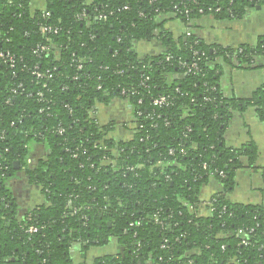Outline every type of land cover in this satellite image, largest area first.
Instances as JSON below:
<instances>
[{"label":"trees","instance_id":"1","mask_svg":"<svg viewBox=\"0 0 264 264\" xmlns=\"http://www.w3.org/2000/svg\"><path fill=\"white\" fill-rule=\"evenodd\" d=\"M32 1L0 0V51L15 57L13 66L0 60V264H74V243L86 254L114 238L125 251L92 264H264V209L226 199L243 155L251 165L254 154L225 142L239 106H255L264 121V89L225 97L215 64L217 55L250 64L264 45L212 54L191 30L173 40L160 21L240 18L264 0ZM152 40L163 51L140 57L136 44ZM160 96L170 105H155ZM116 99L132 109L129 141L94 117L97 104ZM35 142L48 154L33 165ZM21 170L47 201L22 219L10 188ZM211 178L223 191L205 215Z\"/></svg>","mask_w":264,"mask_h":264},{"label":"crops","instance_id":"2","mask_svg":"<svg viewBox=\"0 0 264 264\" xmlns=\"http://www.w3.org/2000/svg\"><path fill=\"white\" fill-rule=\"evenodd\" d=\"M46 0H33V9L44 8ZM160 21L170 31L173 40L186 37L187 31L194 35L213 54L219 49L238 51L240 48H256L264 45V1L249 8L240 18L223 19L214 14L200 15L189 25L176 18L173 13L163 14ZM140 57L157 54L163 51V45L158 40L141 41L136 44ZM228 56V55H227ZM230 57V56H229ZM215 56V64L219 66L220 90L225 97L247 100L255 92L264 89V56H256L249 63H240L235 59ZM94 117L101 125L115 123L112 138L119 141H129L134 134L132 109L127 101L113 100L109 104L99 103L95 106ZM227 146L234 149H250L254 154V162L249 165V158L243 155L244 167L236 171L233 188L226 193V199L232 203L254 205L264 209V121L252 105L239 106L233 112L232 119L225 132ZM29 163L35 165L46 157L48 149L45 144L30 145ZM10 188L18 205V214L22 219L27 212L38 206L47 204L46 197L36 185L27 183L21 173L10 180ZM223 191L219 180L211 178L201 191V212L208 215L207 205L211 198ZM113 243V244H112ZM111 244H116L113 240ZM116 246H95L86 254L82 252L81 244L71 246V257L74 264H92L96 258L107 254H115Z\"/></svg>","mask_w":264,"mask_h":264},{"label":"built area","instance_id":"3","mask_svg":"<svg viewBox=\"0 0 264 264\" xmlns=\"http://www.w3.org/2000/svg\"><path fill=\"white\" fill-rule=\"evenodd\" d=\"M151 1H153V0H151ZM209 10H212V9L210 8ZM199 12H200V13H204V12H205V9L200 8ZM83 15H84V14H82V16H83ZM46 16H50V13H46ZM42 30H43L44 32H50V31H52V27L43 26V27H42ZM186 35H187V36H190V35H191V31H187ZM0 36H1V33H0ZM45 49H47V47H46V46H43V47H42V50H45ZM0 60H1L3 63L8 64V65H11V66H13L14 63H15V57H14V55L11 54L9 51H7V52H5V51H0ZM183 67L188 68V71H187V72H189V73H190V72H193L195 69L198 68L197 64H193V65L189 66L187 63H183ZM37 76H38L39 78H44V77H46V74L41 73V72H38V73H37ZM50 77H51V75H50ZM171 101H172L171 96H160V97H158V98H156V99L154 100V103H155V105H158V106H168V105H170ZM171 153H173V150H171ZM133 169H134V168H132L131 170H133ZM209 205L211 206V207H210V212L212 213V211L214 210V207L212 208V205H211V204H209ZM154 220H155V222H156L157 224H161V223H162V220L160 219V215H159L158 213H155V215H154ZM131 225H133V223H132ZM26 231H27L28 233L33 234V233H35V232L38 231V227L35 226V225H31V226L27 227ZM243 233H244L243 230H240V231H239V234L243 235ZM242 243H243L244 245H249L248 239H243V240H242ZM138 250H139V249H136L135 252H138Z\"/></svg>","mask_w":264,"mask_h":264},{"label":"flooded vegetation","instance_id":"4","mask_svg":"<svg viewBox=\"0 0 264 264\" xmlns=\"http://www.w3.org/2000/svg\"><path fill=\"white\" fill-rule=\"evenodd\" d=\"M33 167H35V166H33ZM18 173H21V175L23 176V179L27 180V183H30L28 181V176H27V174H26V172L24 170H21ZM30 184H32V183H30ZM112 240H114L115 243H116V244H114V246H116L117 251H116L115 254H107V255H119L120 253H123L125 251V248L118 244V240L117 239L114 238Z\"/></svg>","mask_w":264,"mask_h":264},{"label":"rangeland","instance_id":"5","mask_svg":"<svg viewBox=\"0 0 264 264\" xmlns=\"http://www.w3.org/2000/svg\"><path fill=\"white\" fill-rule=\"evenodd\" d=\"M112 242H113V240H110V242H108L106 245H107V246H109V245H110V246H111V248H112V246H114V245H112V244H113ZM111 243H112V244H111Z\"/></svg>","mask_w":264,"mask_h":264}]
</instances>
